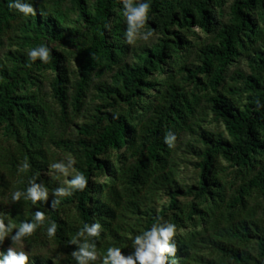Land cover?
I'll use <instances>...</instances> for the list:
<instances>
[{
	"label": "trees",
	"instance_id": "16d2710c",
	"mask_svg": "<svg viewBox=\"0 0 264 264\" xmlns=\"http://www.w3.org/2000/svg\"><path fill=\"white\" fill-rule=\"evenodd\" d=\"M24 2L33 5L35 15L9 8L14 0H0V49L9 43L0 55V183L26 193L35 178L49 196L34 204L24 196L13 201L8 194L9 207L0 209V218L15 225V233L43 211V224L23 239L29 244L52 240L59 254L58 259L56 254H28V264L70 261L78 249L70 241L84 224L97 222L100 236L88 238L100 255L97 264L109 247L126 256L134 253L135 237L164 222L176 225L178 250L175 257L168 256L169 264L172 259L178 264H264V0H233L224 21L218 18L223 0H145L150 4L145 25L173 36L136 48L126 38L122 0ZM173 25L200 27L211 36L190 44L180 31L171 30ZM50 41L74 48L49 49L47 63L29 58V49ZM181 42L196 48L198 63L192 67L179 55L178 49L187 50ZM129 53L131 60L126 59ZM240 56L247 58L250 73H229ZM70 58L75 65L71 71L66 64ZM45 68L54 72L51 86L58 110L38 93ZM104 72L111 81L92 85L99 103L85 115L81 109L93 77ZM183 72L182 78L202 93L187 98L177 79ZM241 90L243 100L236 97ZM201 99L227 136L190 120ZM79 116L83 120L77 123ZM182 131L198 143L187 145L198 170L194 184L178 180L173 162ZM168 134L174 137L171 147L165 142ZM52 145L75 160L69 181L82 173L88 180L83 191L53 195L54 189L69 185L45 173ZM220 157L235 172L236 185L223 177ZM25 162L29 169L20 171ZM163 195L168 202L160 203ZM181 195L193 200L182 202ZM53 200L58 201L54 207ZM189 221L202 229L177 232ZM52 222L57 231L49 237ZM11 233L0 241V253H7ZM195 237L210 248L207 255L194 252Z\"/></svg>",
	"mask_w": 264,
	"mask_h": 264
},
{
	"label": "rangeland",
	"instance_id": "374dc122",
	"mask_svg": "<svg viewBox=\"0 0 264 264\" xmlns=\"http://www.w3.org/2000/svg\"><path fill=\"white\" fill-rule=\"evenodd\" d=\"M140 2H144L145 0H139ZM233 0H223L222 2V6L221 9L223 10V13L221 15L218 16L219 20H226L228 18L227 16V12H228V6L229 4L232 2ZM217 11V8L215 9ZM68 15L71 18H74L75 13L71 10H69ZM127 22V20H126ZM171 30L174 31H180L182 34L185 35V38H187V40L189 41L190 44H193L194 42H198V41H202L207 39L209 36H211L210 33L206 32L204 29L200 28V27H192L190 30H185L183 28H179L177 25H173L171 27ZM142 33H147V32H152V35L148 37V39L145 41L141 38H139V36L134 38L133 43H129L130 47H139L142 45H151L152 43L157 42V40L159 38H163L165 37H172L173 34H169V33H164L162 31V29L158 26H146L144 25V28L141 29ZM8 42L5 41L4 46L0 49V55L3 54V52L8 48ZM188 44L181 42V46L186 47V49L184 48H180L178 49L179 55L184 56L185 61L187 63V65L189 67H192V64L198 63L197 62V51L196 48L193 46H187ZM41 45L35 46L33 48H37ZM46 47H48L49 49L55 48V49H61V50H71L73 49V45L72 43H60V42H47L46 45H44ZM31 48V49H33ZM29 49V51L31 50ZM126 59L131 60V53H129L126 57ZM69 71L74 70L75 69V65L74 62L72 60V58H70L67 62H66ZM44 76L45 78L43 79L42 83L40 84V88H39V95L40 97L44 100V102H46L47 105H49L51 107V109L54 110H58L59 109V105L53 95V90H52V86H51V79L54 76V72H52L50 69L45 68L44 70ZM234 71H241L243 72V74H249L250 73V67L248 64V60L246 57L244 56H240L236 59V61H234L228 69L229 73H232ZM186 72H183L182 74H180L177 79L180 82V86L182 87V90L186 93L187 98L190 99L191 98V94L192 93H202L203 91H201L200 89H196L194 87V84H192V82H190L189 80L183 79L182 76H186ZM70 77L72 80H75L76 77L75 75L71 72L70 73ZM100 80H104L107 82L111 81L110 78V73L109 72H104L101 76H94L93 77V83H91L90 88H89V93L86 97V104L83 107V109H81V112L85 115H88V113L93 111V108L95 105H97L99 103V100L96 98V91L93 88V84H95L96 82L100 81ZM237 86L242 89L243 84L240 81V79L237 82ZM69 94L72 93V89H69L68 91ZM245 96V92L243 90L239 91L236 94V97L238 99H244ZM121 108H127L126 105H121ZM206 106V102L201 99L198 106L195 107V110L193 112L192 117L190 118V120L192 122L198 123L200 124L202 127L212 130V131H217L219 133H221L223 136H227V132L224 128V125L221 121H217L214 116L212 111H210ZM72 107L69 106L68 111L71 112ZM104 110V109H103ZM83 120V117H78L76 119L77 123H80ZM74 128V127H72ZM189 144H198L195 141V136L190 133L189 131H182L181 134L179 135L178 140L175 142V149H174V155H173V162L175 163V167L177 169V174H178V180H180L183 183L186 184H194L198 178V170L195 167V165L193 164V162L196 161L194 155H192L191 153H189V148L187 147V145ZM51 155H52V159L51 162L48 166L47 171L45 172L47 176L49 177H54L57 178L60 182H64L66 185L67 181H69V176H73L74 175V170L73 168L69 169V175L65 176L62 173H60L58 170L54 169L51 167L52 164L57 163V162H64L65 164H67L68 158L70 157V155H68L64 150L56 147L55 145H52L51 148ZM219 164L222 168V174L223 177L232 182V184L234 183V185H236L239 180L236 177L235 172L232 170V168L228 165V163L226 162V160L224 158H219ZM103 179V178H100ZM15 192V190H8V187L5 188L3 183H0V209L1 208H8L9 207V203L8 200L9 198L7 197L8 194L13 195V193ZM231 192L234 193L233 189H231ZM179 199L182 202L185 203H190L193 198L191 196H184L181 195L179 196ZM169 199L168 197H166L165 195L161 196L160 199V203H165L168 202ZM71 212L73 211L72 209L70 210ZM74 212V211H73ZM72 215V213L70 214ZM74 218V217H73ZM196 218V216H195ZM192 221L188 222L187 227H185L184 229H181L177 232H179L181 235H186L189 234L190 232H192L193 230H200L202 229V225H193L191 224ZM15 233H11L7 239H8V243H7V248L9 249L10 247L14 248L16 251H25L27 254H45V255H50V256H54L53 254H56L57 259L59 258V254H58V250L57 247L54 244V241L49 240V242H46L44 244L41 243H33V244H29L27 243L23 238L20 241H12L11 236L14 235ZM202 238L200 237H195L193 239V243L195 244V249L194 252H197L199 254H205L207 255L210 252V248L206 247V244L202 242ZM98 251V250H97ZM135 251V248H134ZM55 257V256H54ZM55 257V258H56ZM100 257V255H99ZM62 259H64L65 257H61ZM56 260V259H54ZM65 260V259H64ZM97 262H100V258L97 259L96 261H90L89 264H97ZM101 263V262H100ZM62 264H77V261L73 258L70 259V261H66Z\"/></svg>",
	"mask_w": 264,
	"mask_h": 264
},
{
	"label": "clouds",
	"instance_id": "9594fccd",
	"mask_svg": "<svg viewBox=\"0 0 264 264\" xmlns=\"http://www.w3.org/2000/svg\"><path fill=\"white\" fill-rule=\"evenodd\" d=\"M124 6V15L127 20L126 38L129 43H133L134 38L139 36L143 40H147L152 32L142 33L141 29L148 19L150 4L147 2H137V0H122ZM9 8H15L19 12L27 15H35V9L31 3L24 2V0H14V3L9 4ZM28 56L32 61L39 58L42 62L49 61V48L41 45L33 48L28 52ZM168 134L165 142L171 147L174 144ZM75 160L68 158L67 164L64 162H57L51 165L52 168L58 170L63 175H69V169L73 167ZM29 164L25 162L20 171H27ZM68 188L59 187L54 189L53 195L55 197L71 195L72 189L83 191L88 184L87 178L82 174H76L70 181H67ZM21 196L31 200L34 204L37 201L48 200V189L43 183H36L35 178L30 181V186L26 193L16 191L13 193V201H19ZM57 200L51 202V206H55ZM45 220V213L43 211H36L33 221H24L15 234L11 236L12 241H20L25 236L32 235L36 229L43 224ZM15 225L9 223L5 225L4 219L0 218V241L13 231ZM102 225L97 222L93 224H84L83 228L77 233L76 237L70 241L72 244L78 245V249L72 252L73 258L77 264H89L90 261L99 259L95 242H89L90 237H99ZM57 224L52 222L47 228V234L52 237L56 234ZM176 234V225L170 222L153 224L150 230L144 231L137 235L133 241L135 251L132 254L124 255L120 248L109 247L107 255L103 256L102 264H169L168 256L175 257L177 253V245L173 240ZM80 238H84L81 241ZM0 264H28L29 256L25 251H16L10 247L7 253H0ZM170 264H178L176 259H172Z\"/></svg>",
	"mask_w": 264,
	"mask_h": 264
}]
</instances>
